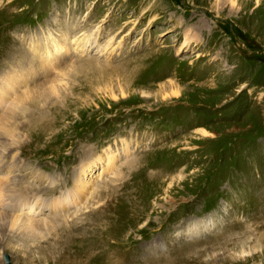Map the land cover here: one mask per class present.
I'll return each mask as SVG.
<instances>
[{
    "label": "rangeland",
    "instance_id": "374dc122",
    "mask_svg": "<svg viewBox=\"0 0 264 264\" xmlns=\"http://www.w3.org/2000/svg\"><path fill=\"white\" fill-rule=\"evenodd\" d=\"M233 1L0 0V194L17 162L47 221L0 213V264H264V0Z\"/></svg>",
    "mask_w": 264,
    "mask_h": 264
},
{
    "label": "bare ground",
    "instance_id": "6f19581e",
    "mask_svg": "<svg viewBox=\"0 0 264 264\" xmlns=\"http://www.w3.org/2000/svg\"><path fill=\"white\" fill-rule=\"evenodd\" d=\"M231 3L232 4H235L234 3V1L233 0H231ZM256 3L257 4H261L262 3V1H260V0H256ZM85 39V38H84ZM85 41V43H88L87 42V39H85L84 40ZM84 43V42H83ZM84 47V46H83ZM42 67V66H41ZM55 82H56V80H52L50 83V88L52 89V90H56L55 88H56V84H55ZM14 87V86H13ZM178 92L177 91H175V94H177ZM20 97V102L23 104L26 100H28L29 98H30V96H29V91H25L21 96H19ZM24 109V108H23ZM15 145V143H11L10 144V147H12V146H14ZM3 154L1 155L2 156V159L0 160V167L1 166H3V164L4 163H6V160H4V157H5V154H7L6 153V150L4 149V151L2 152ZM14 156H15V154H14ZM111 158L108 160V161H106L105 163H106V165L107 166H111L112 165V163L114 162V160L116 159V156L114 155V154H112V156H110ZM100 159H102V157L100 158ZM17 167H18V165H17V162H13L12 164H9L8 165V170H7V172L9 173L8 174V176L10 175V176H12V177H14V179H12V180H10V182H11V187L9 188V190H8V194L7 195H5V196H2L1 194H0V213H3L5 210H9L12 214H11V216H10V218H9V220L12 222V226H16V225H18V224H21V225H26V227L28 228V229H31V230H35V229H37V228H39V227H41L42 225H44V224H46L47 223V221H45L43 218H41V217H37L38 216V214L41 212V211H43V209H45V206H43V205H41L40 207H37V208H35L34 209V207H35V204L36 205H40L39 203H40V200H39V198H41V196H39V195H36V193H33V195H29V197H35V198H37V199H33V200H29L28 202H25L24 203V205H23V207H17L16 206V204L18 203V201H20V198L22 197V195L20 194V192H21V190H20V187H19V179H16L15 178V175H14V173L16 172V169H17ZM102 173L103 172H101L100 173V175H102ZM34 175V174H33ZM38 177V176H37ZM35 179V178H34ZM9 180V179H8ZM36 182V181H35ZM81 193V189L79 190V189H77L76 188V190H75V195H78V194H80ZM27 196H28V194H26ZM25 195V196H26ZM22 199V198H21ZM60 203H58V205H59ZM3 208V209H2ZM17 208H19V209H21L22 208V211H28V212H30L29 214L31 215H29V216H25V219L23 220L22 218H21V216H18V215H16V214H13V212L11 211V210H19V209H17ZM35 210V211H34ZM80 212V210H76V212H74V216L75 215H77L78 213ZM32 215H36V217L34 216H32ZM21 221V222H20ZM245 251V250H244Z\"/></svg>",
    "mask_w": 264,
    "mask_h": 264
}]
</instances>
